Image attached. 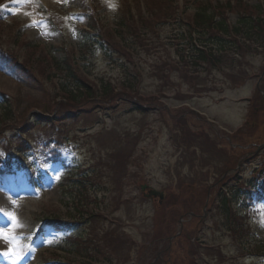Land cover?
Masks as SVG:
<instances>
[{"label":"rangeland","instance_id":"1","mask_svg":"<svg viewBox=\"0 0 264 264\" xmlns=\"http://www.w3.org/2000/svg\"><path fill=\"white\" fill-rule=\"evenodd\" d=\"M3 1L5 20L9 22L19 20L24 28L23 38L49 49L59 44L66 45L68 49L81 44L83 34L80 31L85 27L86 22L79 14L80 11L72 8L71 4L63 7L69 0ZM198 1H211L216 5L225 3L227 0ZM246 1L254 6L264 0ZM105 2L107 6L109 2L115 5V7L108 6L106 15L111 20L118 12L121 0H105ZM45 9L52 11L53 15L62 14L66 18L61 26L66 36H63L61 30L45 18ZM237 19V15L230 14L231 23L236 22ZM72 29L75 30V34ZM180 30L178 26L165 27L161 33L160 46H152L150 51L139 49L136 43H133L134 55L131 56L133 62L121 55L118 56L123 59L120 60V64L111 63L103 50L97 47L96 56L92 60L90 57V62L83 65L85 71L100 87L106 85L111 87L113 84L119 89L123 85L129 87L131 92L144 97L159 95L160 99L175 111L174 113L187 105L201 113L208 112L218 127L225 130H219L190 113H180L176 119L157 108L149 110L148 113L138 112L129 101L120 102L115 109L93 116L88 121L67 123L62 133H56V138L60 139V154L68 162L64 164L59 161L49 165L40 163L39 166L36 160L32 161L36 171H48L46 178L43 176L44 182L40 188L35 189L24 172L17 177L0 173V228L5 229L6 235L16 237L14 243H9L7 239H0V264H50L43 262V259L58 258L54 253L63 239V233L48 229L44 225V236L34 238V234L38 222L48 214L65 216L67 211L74 213L72 193H65L62 184L63 176L69 172L77 176L82 175L83 172H88L89 175L98 174L97 189L100 191L98 204L105 205L103 209L105 217L102 218L98 228L106 233H111L114 228H117L122 238L127 237L129 240L126 246L119 249L118 255L121 257L118 260L119 264H152L156 257L153 253L156 252L154 249L159 244L163 249L162 254L165 253L166 243L173 245V242H169L166 238L168 232H163L160 236L156 235L154 229L161 225V219L158 217L160 214L156 211H160L161 215H166L171 210H178L182 205H189L186 208L190 212L196 204L197 213H203L210 198L208 190L210 188V190H216L214 186L221 173H224L218 167L226 164L237 166V159L240 158V156L237 158L238 155H243L248 150L251 151L258 147L256 145L261 143L264 135V93L262 89L260 90L262 97L260 106L257 110L255 107L251 115V117L255 115L252 118L251 129L241 137L234 133L245 127L249 112V98L260 76L254 75L243 85L234 88L229 85L223 74H213L201 68L197 70L190 67L194 73L192 79L183 78L178 71L170 74L165 64L167 62L178 63L183 67L180 54L187 51H184L182 44L190 46L189 42H184L180 37ZM252 62L253 65L248 64V67L252 66L251 68L256 69L255 72L258 73L260 66L264 63V56L255 54ZM190 63H192L191 60ZM251 68L248 70L253 74ZM164 72L169 74V77L165 78ZM192 83L198 87L194 88ZM261 88H264L263 84ZM0 92L8 94L15 100L16 113L21 124L31 118L35 119L32 116L36 112L50 117L54 116V103L50 101V95L46 93L43 84L31 75L20 73L1 61ZM257 112L260 113L256 114ZM43 130L37 128L33 134L43 133ZM187 131L194 137H201V147L197 142H189V140L186 142L183 139L186 138L184 132ZM2 136L9 138L13 137L14 133L12 130H7ZM34 136L37 137V135ZM206 137H208V143L213 142L215 147L208 146ZM106 141L110 143L105 144ZM115 147H122L124 152L131 155L128 159L126 175L124 174L125 177L122 176L120 181L122 185L118 187L109 177L112 165L115 163L112 157ZM16 150V146L7 150L5 146L0 145L1 156L14 154ZM236 152L237 156H235ZM259 153L252 158L257 160L255 164L251 167H243L244 165L241 164L238 172L235 171L234 174L237 173L239 179L246 180L247 175L251 177L250 172L253 169L264 165V150ZM20 154L21 152L18 153ZM37 157L40 158V155L37 154ZM118 176L115 174L113 178L118 181ZM145 183L163 191L168 187L166 197L169 193L170 195L160 204L159 198L147 197L141 191L140 185ZM199 202L204 206L200 208V212L197 209ZM160 206L165 207L161 209ZM253 210L255 212L252 213L251 218L253 226L264 242V206L255 203ZM178 217L179 214H177L175 224ZM156 218L157 220L153 221ZM209 220L210 224L204 230L203 235L206 243H219L231 258L236 256L235 251L238 250L233 246L231 236L223 235L222 232L216 230L213 226V219ZM173 228L174 231H178L180 225L177 223L173 225ZM81 231L83 230L79 229L76 232L78 234ZM101 231L97 230L94 233L85 231L84 237L100 235ZM180 243L183 244L181 241L173 246L177 257L172 256V259H176L180 264H187L191 258L192 261L197 260L198 262L207 258L205 256L196 258L190 253L189 256L186 255L188 251ZM4 253L10 254L5 255ZM60 254L59 252L58 255ZM260 255L236 257L220 264H264V256ZM106 259L103 256V260ZM217 263L218 261H211L209 264Z\"/></svg>","mask_w":264,"mask_h":264},{"label":"trees","instance_id":"2","mask_svg":"<svg viewBox=\"0 0 264 264\" xmlns=\"http://www.w3.org/2000/svg\"><path fill=\"white\" fill-rule=\"evenodd\" d=\"M78 1L80 3L77 2V5L86 12L85 15L88 18L90 30L83 31L85 39L81 42L79 50L68 49L66 46L58 47L63 53L61 59L31 41H22L20 38L21 28L18 27L17 23L11 25L0 23V46L8 45L7 51L16 60V65L21 70H26L28 71L27 73L34 75L45 85L47 90L50 87V95L54 101V110L56 112L55 118L52 119L39 117L34 122L19 124L13 100L3 94V111L0 113V136L3 130L11 128L18 130L19 139L24 140L19 143L20 150L30 149L27 144L28 137H26V134L36 126L53 132L57 128L62 129L63 124L70 119H87L92 116V113H97L99 110L115 109L117 101L134 103L136 109L140 112H145L150 108H159L163 112H169L161 102L149 101V97L146 98L131 92L132 90L129 87L122 85V91L117 92L115 87L107 85L100 87L99 84L90 80L89 74H85L81 69V67L84 68L81 62L84 58L87 62L90 57L91 60L95 57L97 45L105 52H109L110 55L112 53L130 55L126 50V47H130V44L125 43V40L134 39L141 41L149 39V44L148 42L139 43L150 47L160 37L161 30H159V27L168 22L178 24L184 34H179L180 37L189 41L190 44L194 40H199L201 43V46L196 43L195 49L187 52L190 54L188 60L194 62L193 66L198 64V62L207 63L212 68L215 66L224 72L234 84H237L239 80L242 81L244 75L247 77V72L245 73L241 67L243 59H237L236 56L243 57L245 53L250 55L259 54L256 48L259 50L264 49V14H261V10L254 12L244 8V13L241 14L242 17L238 21L239 24L235 25L233 29H229L226 12L228 9L235 8L231 2H227L226 5L218 4V6L214 7L209 3L204 4L192 17L187 12L181 13L179 11L176 0H142L146 5V12L141 11L138 4L140 12V21L138 23H135L129 11L123 10L119 16H115L114 24L110 25L104 21V16H100L101 12L97 10L90 12L82 0ZM238 3L239 7L242 8V0H238ZM117 36L122 40H118ZM187 47V45H184L185 50ZM182 56L185 57V54L183 53ZM188 60H186V63ZM184 66H187V64ZM185 77L188 76L185 75ZM261 98L259 91L256 90L250 106L249 120L251 119V121H253L252 118L255 116L251 117V115H253L255 107L257 110L260 106ZM259 113L257 112L256 114ZM251 121L247 122V125L250 126L248 130L251 129ZM186 134L188 138L193 136L189 132ZM206 140L208 142L207 137ZM46 142L49 144L52 141L50 139L49 141L46 140ZM109 143L106 141L105 144ZM113 146H116V144H113ZM115 148V152L112 154L115 163L112 165L109 177L120 186L122 185L120 183L122 176L125 177L126 175L125 171L128 169V159L131 155L128 152H124L122 147ZM115 174L119 175L118 181L113 178ZM97 177L96 173L94 175L84 174V178L75 181L74 188L76 187L78 192L72 199V204L75 205L79 216L78 221L86 220L85 223L90 222V229H93V224L99 225L102 219L101 214L95 213L98 208L101 209L98 201L95 200L98 198L92 195V192H100L97 189ZM71 179H68V181H71ZM183 185H186V183H183ZM102 203H104L103 200ZM200 203H198V207ZM102 205L104 208L105 205ZM187 206L189 205H182L180 207L182 210L179 208V211L177 210L178 213L185 214L188 211ZM195 206L196 204L193 205L192 210H195ZM164 207L161 206L159 208L163 209ZM224 209L227 213L224 226L226 229H231L234 227V222L230 218L232 215H229V209L226 210V207ZM156 213L160 214L158 217L161 216L160 211ZM47 218V221L57 225L63 223L62 218L56 216V214H48ZM233 230L235 231V229ZM195 232L190 233L191 238L195 237ZM111 233L113 235L109 236V233L104 231L98 238H79L77 239L78 242L75 241V243H73L74 241H69L71 244H65L64 250L71 253L74 252L84 258L82 260H70L68 258L67 261L70 264H98L95 258L98 253L115 256L120 247L126 246L129 240L127 237L123 239L117 228H114ZM251 242H255L253 237H251ZM255 244L253 246L254 251L262 250V247L257 242ZM72 246L75 251H73ZM172 248L166 245L165 253L161 254L160 251L155 257L156 261L154 264H171L168 260L172 257Z\"/></svg>","mask_w":264,"mask_h":264},{"label":"snow or ice","instance_id":"3","mask_svg":"<svg viewBox=\"0 0 264 264\" xmlns=\"http://www.w3.org/2000/svg\"><path fill=\"white\" fill-rule=\"evenodd\" d=\"M109 7H115V5L111 2L108 3ZM27 14V13H25ZM73 34H75V30L72 29ZM11 219H15V217H11ZM0 239H7L9 243H14L16 241V237L13 236H8L6 235L5 229L0 228ZM49 243H52V241H49ZM5 255L10 254V253H4ZM11 254H15V253H11Z\"/></svg>","mask_w":264,"mask_h":264},{"label":"water","instance_id":"4","mask_svg":"<svg viewBox=\"0 0 264 264\" xmlns=\"http://www.w3.org/2000/svg\"><path fill=\"white\" fill-rule=\"evenodd\" d=\"M150 195H152V196H158V195H160L162 197V194H160V193H158L156 191L151 192Z\"/></svg>","mask_w":264,"mask_h":264}]
</instances>
